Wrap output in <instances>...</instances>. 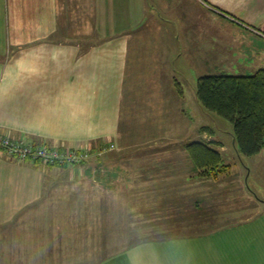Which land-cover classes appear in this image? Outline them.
<instances>
[{
	"label": "crops",
	"instance_id": "0c3cea01",
	"mask_svg": "<svg viewBox=\"0 0 264 264\" xmlns=\"http://www.w3.org/2000/svg\"><path fill=\"white\" fill-rule=\"evenodd\" d=\"M196 1L200 22L192 19L189 2L172 0L156 4L167 19H152V27L109 33L90 0L91 32L74 33L64 26L78 25L77 9L88 10L89 0H0V134L88 151L106 142L118 150L111 168L136 171L128 179L108 173L96 181L100 189L84 192L79 185L89 179L77 177L75 167L19 161L0 149V264H264V199L247 185L264 149L242 156L228 133L238 165L198 178L183 145L206 139L194 116L202 107L194 92L188 98L193 108L185 111L187 94L177 79L182 71L171 61L182 57L199 71L207 56H245L238 47L264 51V0H222L224 11L204 0L224 19L210 18V25ZM125 16L123 25L139 24ZM223 22L257 36L216 33ZM205 26L213 32L204 33ZM218 40L234 43L230 54L219 53ZM128 137L141 147L126 145ZM215 142V149H225ZM112 184L134 185L118 199L135 205L110 204L117 199L108 193ZM85 195L91 202L81 208ZM116 214L121 219L113 226L120 230L110 225ZM145 214L150 221L142 220ZM74 232H86V240Z\"/></svg>",
	"mask_w": 264,
	"mask_h": 264
},
{
	"label": "rangeland",
	"instance_id": "374dc122",
	"mask_svg": "<svg viewBox=\"0 0 264 264\" xmlns=\"http://www.w3.org/2000/svg\"><path fill=\"white\" fill-rule=\"evenodd\" d=\"M80 2L82 0H76V2ZM172 0H96V4H97V10H98V14L96 15V17L98 18V20L100 21V25L102 26V28L109 32V33H118L120 32V29L122 31H124L123 29H129L127 31H131L134 30L136 27H147V25H149V27H152V25L150 24L151 22H153V20H156V17L160 18V19H167L165 12L156 4H162V3H169ZM174 3H184L186 4V2H189L190 6L192 7V19H196L199 20V22L201 20L204 19L203 11H201V9H199L193 2L196 0H173ZM222 0H214L212 3L213 5L215 4V7L221 9L222 11H224V6L220 5V2ZM196 2H198V4L200 5V7L204 8L206 11V18H208V24H211L210 18H220V16L215 15L214 13H211L209 10L211 6L208 5V3H205L204 0H197ZM134 4V7L136 8L137 14L138 16L136 18H132L131 15L129 14V7L131 4ZM90 0H89V9L86 10L87 8H85L84 10H82V8H78L77 9V16L74 17L73 14L74 12H71V16L74 17L75 19L80 18L78 21V25H65L64 27H67V29L69 31H72L74 33H82V32H91V12H90ZM79 6H83V3H79ZM222 7V8H220ZM198 10H200L198 12ZM175 12L179 13L181 11H183L182 9H175ZM76 13V12H75ZM140 14L142 16H140ZM196 14V15H195ZM64 15V14H63ZM66 15V14H65ZM125 16L126 22L128 23H132L133 21H137V23H139L138 25H123V20H122V16ZM65 17V16H64ZM63 17V18H64ZM86 17L88 19H86ZM153 19V20H152ZM82 20H84L85 22H89V25H86V23H84L82 25ZM177 21V20H176ZM175 21V24H176ZM192 22V20H191ZM190 22V25H191ZM142 23V24H141ZM209 24V25H210ZM224 25H221V29L219 31H216V33H221L223 36H227V35H235L238 34V36H241L242 34H246L249 35L252 34L254 36H257V32L251 31L250 29H241L240 27H227V23L223 22ZM190 25L188 26V24L183 28V30L187 31L188 27L190 28ZM182 29V25L180 23V25H177ZM100 27V26H97ZM135 27V28H134ZM218 28V27H216ZM230 28V29H229ZM237 30H236V29ZM240 28V29H239ZM146 30V29H145ZM143 30V31H145ZM248 30V31H247ZM183 32V31H181ZM213 31L211 30V27H207L205 26L204 28V33L206 34H210ZM95 33H97V28L95 29ZM259 37V36H258ZM262 39H264V37H261ZM243 39V38H242ZM264 43V42H263ZM262 43V44H263ZM234 43L232 41H221L218 40L217 45L220 46V48H223L219 51V53H227L230 54L231 52L229 51L230 48H232V45ZM245 45V44H244ZM243 45V46H244ZM264 45V44H263ZM238 51H241L242 54L245 53V56L243 57H238V58H231V56L229 55V57H223L221 56H207L208 51H206V64L201 66L200 70L197 71L195 70L194 67L192 66H186L183 63V59L182 57L176 56L173 58H171V61L173 60V65L175 69L181 70L182 73H178L177 75V79L184 85V89H185V93L187 94V99L185 100V103L183 104V107L185 109V111L189 112L191 111V109L188 105L189 103V96L191 94H193L196 90V83H197V79L199 77L205 76V75H212V74H217V75H240V76H250L253 75L256 71H258L259 69H264V51H259V50H253L251 48L246 49L245 47H238ZM237 51V50H236ZM215 52V51H214ZM234 53H238V52H234ZM233 54V52H232ZM226 56V55H225ZM204 58V57H203ZM185 94V95H186ZM193 108V107H191ZM195 118H197L196 121H199V127L204 126V130L207 132L206 134V139H204V142H211V146L214 148V142L216 141V139L222 141V143L224 144L225 149L220 151V148H216L219 149V152L222 155L224 164H229L232 166H234V162H236L237 164V157H236V152L235 149L233 147V145L231 144L230 141V137L228 136V133L231 134L232 133V125L229 121L213 114V113H209L207 111H205L203 108L201 109V111L199 112L198 110H196V114L194 115ZM164 126V125H163ZM203 131V132H205ZM212 135H214V137H212ZM215 138V139H214ZM126 145H132V149H134V147L136 148H140L141 146H139L136 139L135 138H126L125 142ZM136 143V144H135ZM217 143V142H216ZM141 145V144H140ZM183 145V149H184ZM131 149V150H132ZM133 151V150H132ZM185 151V149H184ZM89 156L83 161V163L75 165L73 167H75L77 169V172H79L77 174L76 172V176L82 178V176H85L84 178L89 179L85 184H80L79 187L85 190H95V189H100V184H97V182L99 181V177H103L104 175L106 176L108 173H110V175H107V178H112L116 179V178H123V179H128L129 177H133L135 175L134 169H132L130 171V169H123V168H111L110 165H116L117 164V159L118 157L116 156V154H118V150L115 149L114 147H110V145L108 143H103L100 144L96 149L94 150H90L89 151ZM238 152V151H237ZM186 153V152H185ZM238 154H240L238 152ZM187 156V154H186ZM241 156V155H240ZM133 157V154H132ZM188 157V156H187ZM245 158V157H244ZM189 159V158H188ZM120 160V159H119ZM248 162V165L251 166V161H249L248 159H246ZM120 161H125V160H120ZM245 161V159H244ZM255 164L251 166V172L250 174L247 176V185L248 187L251 188V190L255 193L256 196L263 198L264 199V159L262 157L256 159V161H254ZM86 169H85V167ZM108 165V166H106ZM102 166H105L102 167ZM113 166V167H114ZM83 168V169H81ZM87 171L90 172V177L89 178L87 176V174L85 175V172L87 173ZM84 172V175H83ZM131 173V174H130ZM247 174L244 173V176H246ZM97 181V182H96ZM96 182V183H95ZM94 183V184H93ZM113 186L111 191L112 192H108L110 197H114L117 199L112 198V202H110V204H115V208H119L121 207L122 209L126 208V204L127 203H133V205H135V201L132 202H128L126 200L123 199H118L119 196H123L125 195V193H127V191L125 190L128 186L130 187H134V185H118V184H112ZM95 188V189H94ZM132 191V190H131ZM83 192V190H82ZM101 192V191H100ZM99 192V194H100ZM88 197V199H87ZM110 198V199H111ZM120 198V197H119ZM81 199H85L83 202L80 203L81 208H86V204L87 202H91L90 201V197L85 195V198H81ZM111 201V200H110ZM137 203V202H136ZM89 206V205H88ZM110 206V205H109ZM85 210V209H84ZM89 215L91 214V212H88ZM145 214V217H142V220L144 222H148L150 221V217ZM90 217V216H89ZM119 219H121L119 216H117L116 214V222H114L113 224H110L112 227H114L116 230H120V228L113 226L115 223L119 222ZM126 219V217H125ZM129 218H127L128 220ZM126 221V220H125ZM123 222V221H122ZM144 224V223H142ZM148 224V223H147ZM122 226H124L123 224H120ZM82 227H80L81 229ZM77 232H74L73 235H76ZM80 236L79 240H82V238L84 240H86L85 238L87 237V233H77ZM86 235V236H85ZM123 236H125L126 234H122ZM143 237L144 236H161V235H166V234H158L156 235L155 233L153 234H142ZM128 236H131V238L135 237V234H128ZM127 237V236H126ZM90 240V238H89ZM78 253H82V251H77Z\"/></svg>",
	"mask_w": 264,
	"mask_h": 264
},
{
	"label": "trees",
	"instance_id": "16d2710c",
	"mask_svg": "<svg viewBox=\"0 0 264 264\" xmlns=\"http://www.w3.org/2000/svg\"><path fill=\"white\" fill-rule=\"evenodd\" d=\"M176 87L181 93L178 84ZM195 95L205 111L231 123L237 150L242 156L254 157L264 149V69L250 76L212 74L199 77ZM210 143L194 141L184 146L200 179L215 178L229 170L221 153ZM217 145L214 142V146Z\"/></svg>",
	"mask_w": 264,
	"mask_h": 264
},
{
	"label": "built area",
	"instance_id": "2783aa9c",
	"mask_svg": "<svg viewBox=\"0 0 264 264\" xmlns=\"http://www.w3.org/2000/svg\"><path fill=\"white\" fill-rule=\"evenodd\" d=\"M110 147L113 146L110 145ZM0 149L19 161L31 160L45 166H75L83 163L90 153L88 150H75L58 146H33L2 134H0Z\"/></svg>",
	"mask_w": 264,
	"mask_h": 264
}]
</instances>
